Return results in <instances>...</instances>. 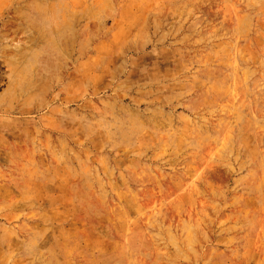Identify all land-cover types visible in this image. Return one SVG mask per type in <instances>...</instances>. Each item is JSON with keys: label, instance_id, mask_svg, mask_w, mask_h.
Returning <instances> with one entry per match:
<instances>
[{"label": "rangeland", "instance_id": "1", "mask_svg": "<svg viewBox=\"0 0 264 264\" xmlns=\"http://www.w3.org/2000/svg\"><path fill=\"white\" fill-rule=\"evenodd\" d=\"M0 264H264V0H0Z\"/></svg>", "mask_w": 264, "mask_h": 264}]
</instances>
